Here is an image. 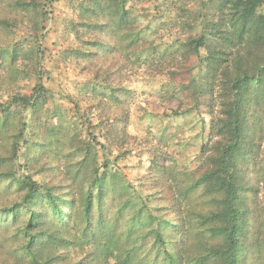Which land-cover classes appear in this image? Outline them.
<instances>
[{"label": "rangeland", "instance_id": "rangeland-1", "mask_svg": "<svg viewBox=\"0 0 264 264\" xmlns=\"http://www.w3.org/2000/svg\"><path fill=\"white\" fill-rule=\"evenodd\" d=\"M88 1L0 0V209L22 205L16 219L0 214V264H32L31 236L30 252L45 264H167L152 243L155 222L128 229L132 206L176 224L163 237L178 264H224L223 236L209 229L216 223L201 222L219 211L221 195L197 184L221 138L224 86L217 76L212 90L199 89L206 67L188 44L201 31L204 0H125L107 20L84 16ZM117 18L126 23L115 27ZM39 84L47 93L36 111L12 103ZM257 111L242 175L248 253L239 264H264V103ZM104 170L103 229L120 243L119 259L108 261L82 234L81 216ZM26 179L53 188L62 219L22 203ZM29 208L39 214L30 226Z\"/></svg>", "mask_w": 264, "mask_h": 264}, {"label": "trees", "instance_id": "trees-1", "mask_svg": "<svg viewBox=\"0 0 264 264\" xmlns=\"http://www.w3.org/2000/svg\"><path fill=\"white\" fill-rule=\"evenodd\" d=\"M124 1L89 0L83 13L89 19L104 15L102 18L107 20L106 12L113 10L116 14L119 13ZM263 3L264 0H204L202 8L205 17L202 18L201 31L188 40L190 49L201 55L206 67L202 76L206 85H203V82L199 83V89L212 90L217 76L221 77L222 86L224 85L221 94L223 102L219 113L220 124H217L219 125L217 133L221 138L217 142V147L208 156L209 169L197 179V184L202 186L206 193L221 195L219 211L203 214L201 222L216 223L209 229L213 234L223 236L224 245L220 254L224 264H239L242 258L240 256L248 253L246 244L240 242L246 224V208L243 202V192L246 187L242 182V175L244 166L253 155L249 139L252 134L254 135L255 130L261 127L257 109L264 103V14L258 10ZM125 23L122 18H117L114 26L120 27ZM100 25L101 29H104L111 24ZM98 45L100 50L105 47L103 42ZM46 93L44 86L39 84L34 87L32 94L16 96L12 99V103L36 111L39 102L45 100ZM103 165L107 168V162ZM105 173L106 170L102 174L94 173L91 185L96 187V190L94 192L90 190L86 195L81 216L84 222L82 234L91 236L88 243L99 252L100 258L108 261L112 258L119 259L120 254L117 251L120 243L113 233L103 229L106 219L103 216L102 204L109 193L105 186L107 185ZM19 184L25 190L22 203H26V206L30 203L40 204L41 209L48 207L55 216L63 218L65 207L60 206L52 187L44 188L41 192V186L35 181L26 179L21 180ZM122 190L125 195L126 187L123 182ZM125 199V204L116 207L118 217L122 216L126 206L129 207L130 198L125 196ZM20 206L22 205L1 208L0 214L16 219L20 211L17 209ZM28 210L27 225L30 226L32 221L38 219L39 214L37 210L30 208ZM129 212L126 219L128 229H137L155 222L156 226L150 229L154 247H158V251L162 249L167 264H178L174 261L173 255L167 252L163 237L164 228L176 227V224L156 220V217L150 214L147 216L141 213L140 207L132 206ZM39 213L41 216L44 215V212ZM91 221L96 226L94 230L91 227L88 229ZM125 235L129 236V234ZM33 238L34 236H31L26 246L31 262L45 264L38 259L35 252H30L29 243L33 242ZM216 251L211 248L209 253H217ZM206 257L205 254L199 259L202 262ZM115 263L127 264L128 259L116 260Z\"/></svg>", "mask_w": 264, "mask_h": 264}]
</instances>
